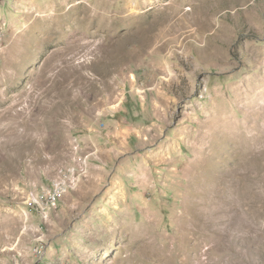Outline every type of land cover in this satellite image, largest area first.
Returning <instances> with one entry per match:
<instances>
[{
    "label": "rangeland",
    "instance_id": "obj_1",
    "mask_svg": "<svg viewBox=\"0 0 264 264\" xmlns=\"http://www.w3.org/2000/svg\"><path fill=\"white\" fill-rule=\"evenodd\" d=\"M0 264H264V0H0Z\"/></svg>",
    "mask_w": 264,
    "mask_h": 264
},
{
    "label": "built area",
    "instance_id": "obj_2",
    "mask_svg": "<svg viewBox=\"0 0 264 264\" xmlns=\"http://www.w3.org/2000/svg\"><path fill=\"white\" fill-rule=\"evenodd\" d=\"M63 195V188H60L59 190H55V193H45L43 192V200L47 205H51V208L53 207V204L55 201H59V196Z\"/></svg>",
    "mask_w": 264,
    "mask_h": 264
},
{
    "label": "bare ground",
    "instance_id": "obj_3",
    "mask_svg": "<svg viewBox=\"0 0 264 264\" xmlns=\"http://www.w3.org/2000/svg\"><path fill=\"white\" fill-rule=\"evenodd\" d=\"M60 188H63V191H64V187H61V186H59L56 182H54V187H53V189L51 190V191H49V193H55V190H59ZM46 204V203H45ZM57 204H58V201H55L54 202V204H53V207H56L57 206ZM45 207H51V205H47L46 204V206Z\"/></svg>",
    "mask_w": 264,
    "mask_h": 264
}]
</instances>
